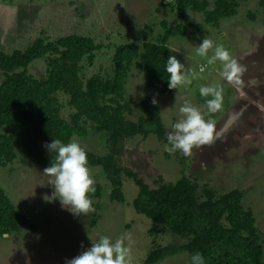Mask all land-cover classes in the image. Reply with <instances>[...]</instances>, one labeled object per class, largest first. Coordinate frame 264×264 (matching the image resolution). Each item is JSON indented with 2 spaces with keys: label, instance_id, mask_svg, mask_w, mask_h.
<instances>
[{
  "label": "rangeland",
  "instance_id": "374dc122",
  "mask_svg": "<svg viewBox=\"0 0 264 264\" xmlns=\"http://www.w3.org/2000/svg\"><path fill=\"white\" fill-rule=\"evenodd\" d=\"M172 1L0 0V51L24 50L42 33L50 39L79 34L91 37L96 44L103 46L93 67L85 66L84 77L96 73L110 75L114 46L140 45L142 33L147 34L148 41L156 42L164 34L162 21L172 26L203 24L202 14L189 11L184 14V20L179 21L169 7ZM238 2L236 16L222 20L218 28L204 25L201 31L188 29L185 37L170 38L167 42L169 56L175 55L194 74L189 76L190 84L179 86L169 95H148L145 78L135 67L132 69L134 77L126 83V98L133 102L144 101L146 97L157 100L155 106L165 131V141L157 140L153 135L146 138L135 136L109 147L107 134L90 132L83 138L73 137L71 142L96 156L116 150V162L135 173L137 179L150 189L174 183L183 176L197 185V196L201 198L205 189L219 195L232 189L239 190L243 193L242 205L252 209L264 250V93L258 90L254 91L258 94L250 96L242 86L229 83L220 75L221 62L209 63L215 47L223 46L241 65L243 62L245 65L261 63L262 67L250 72V82L264 83V58L261 55L264 52L263 9L259 0ZM249 14L255 19H249ZM202 38L211 40L214 45L206 56L197 54ZM28 71L41 78L45 75V64L36 61ZM2 79L0 71V82ZM201 86L223 90L219 111L209 112L206 100L212 97H201ZM247 96L258 108L256 113L251 109L249 115H245L243 99ZM59 99L64 105L61 116L68 120L70 109L63 96ZM185 104L198 109L206 121H213L217 132H226L219 137H215V133L210 145L193 148L189 156L180 151L170 153L166 142L173 124L184 118L180 108ZM229 109H234L244 123L227 128L231 119ZM139 116L140 113L134 110L127 118L135 122ZM243 126L253 129L247 127L243 130ZM47 167L31 160L22 162L18 157L12 164L0 168V187L20 214L34 226V229L25 228L20 233L0 238V264H65L66 259L76 257L91 247V241L95 242L101 236L109 237L112 242L122 239L129 249V264H142L148 249L176 247L182 243L181 238L163 227L159 233L150 234L151 221L138 215L131 206L139 193L133 179L121 176L125 202H112L109 199L110 184L101 167L88 166L95 183L102 187L101 196L96 198L91 193L93 210L76 216L62 208L58 200H45L53 195L52 178L43 174ZM92 220H96V224ZM187 263V254L179 253L165 257L157 264Z\"/></svg>",
  "mask_w": 264,
  "mask_h": 264
},
{
  "label": "trees",
  "instance_id": "16d2710c",
  "mask_svg": "<svg viewBox=\"0 0 264 264\" xmlns=\"http://www.w3.org/2000/svg\"><path fill=\"white\" fill-rule=\"evenodd\" d=\"M246 1V0H243ZM264 13V0H259ZM169 7L179 21L186 12L203 15V24L169 25L162 21V38L148 41L142 33V43L114 46L111 74L99 73L84 77L85 66L93 67L97 53L103 48L91 37L70 34L55 39L42 33L24 50L11 53L0 51V168H5L20 157L40 166H51L55 155L43 147L52 139L70 143L73 137L83 138L90 132L108 135V146L140 136L153 135L165 141L158 108L146 97L133 102L126 98L125 86L135 67L145 78L147 93L169 95L165 71L169 57L170 38L186 36L188 29L201 31L204 25L218 28L224 19L235 17L238 0H173ZM249 19L255 16L249 14ZM264 22V21H263ZM186 24V25H185ZM42 61L45 75L36 78L29 74V66ZM66 100L70 109L68 120L61 116ZM134 110L140 113L137 121L127 118ZM167 142V139H166ZM88 165L101 167L110 184L109 199L124 203L122 178L133 179L139 188L131 202L133 210L151 221L150 234L162 227L181 238L180 245L160 247L148 252L142 264H157L168 256L201 253L205 264H264L261 234L256 228L252 209L242 205L243 193L232 189L223 194L203 190L197 196V185L187 177L150 189L130 170L123 169L114 159L117 151L96 156L86 152ZM93 196H101L102 187L94 185ZM96 224V220H92ZM34 229L14 207L0 187V238Z\"/></svg>",
  "mask_w": 264,
  "mask_h": 264
},
{
  "label": "clouds",
  "instance_id": "9594fccd",
  "mask_svg": "<svg viewBox=\"0 0 264 264\" xmlns=\"http://www.w3.org/2000/svg\"><path fill=\"white\" fill-rule=\"evenodd\" d=\"M213 47L211 40L202 38L197 46V54L206 56L209 49ZM215 61L221 62L220 75L224 79L235 85L242 84V76L246 68L231 58L226 48L215 47V53L209 59V63ZM165 71L168 73L169 90L190 84L189 76H194L190 68L178 60L175 55L167 58ZM222 91L220 88L209 86L199 88L201 97H212L206 100L209 112L214 113L221 109ZM151 103L156 105L157 100L153 98ZM180 112L184 118L173 124L172 132L167 135V142L170 146L167 150L170 153L180 151L185 156H189L193 148L210 145L214 141L215 123L211 120L206 121L201 112L190 104L181 107ZM43 147L48 153L55 155L51 166L43 170V174L52 178L50 185L53 187V195L45 197V200L48 202L58 200L62 208L76 216L92 211L90 194L95 191L93 187L95 180L87 166V153L78 143L65 144L60 139H52ZM65 264H129V249L122 239L112 242L109 237L101 236L97 241H91V247L76 257L66 259ZM191 264H205L203 255L201 253L192 255Z\"/></svg>",
  "mask_w": 264,
  "mask_h": 264
},
{
  "label": "flooded vegetation",
  "instance_id": "af4514ba",
  "mask_svg": "<svg viewBox=\"0 0 264 264\" xmlns=\"http://www.w3.org/2000/svg\"><path fill=\"white\" fill-rule=\"evenodd\" d=\"M261 55H262V57L264 58V52H262L261 53ZM245 62H243V64L242 65H244V67L246 68V72L243 74V76H242V84L240 85V86H242L247 92H248V94L250 95V96H253L254 94L256 95V94H258V93H255L254 91H258V90H260V93H264V83L263 82H261V81H257V82H254V83H252V82H250V72L251 71H253V69H255V68H257V67H262L263 65L261 64V63H257V62H255V63H250V64H248V65H245L244 64ZM248 67H251L250 69L248 68ZM257 97V96H256ZM255 97V98H256ZM243 99V98H242ZM250 99L251 98H248V96H247V98H245V99H243V102H245L243 105L245 106V110H244V112H245V115H249V111L251 110V109H253V111L255 112V109H258L255 105L253 106L252 104H251V102L252 101H250ZM236 100H238V99H235V101ZM258 101H263V100H259L258 99ZM254 104V103H253ZM244 109V108H243ZM231 110H233V109H229V112L231 111ZM257 111V110H256ZM233 112V111H232ZM256 113V112H255ZM228 118V117H227ZM226 120L227 119H225L224 120V122L225 123H227L226 122ZM245 121V120H244ZM241 122H243V120H241ZM221 124H223V122L221 123ZM217 130V128H215V131ZM221 131V130H220ZM215 133H217V131L216 132H214V134ZM224 133H226V132H222V134H220L219 136H221V135H223ZM218 147H220V149H221V146H219V145H217ZM214 150H215V148H213ZM211 151H212V149H211ZM156 248V247H155ZM154 247H153V249H155ZM153 249H148L147 250V254H148V252H150L151 250H153Z\"/></svg>",
  "mask_w": 264,
  "mask_h": 264
},
{
  "label": "crops",
  "instance_id": "0c3cea01",
  "mask_svg": "<svg viewBox=\"0 0 264 264\" xmlns=\"http://www.w3.org/2000/svg\"><path fill=\"white\" fill-rule=\"evenodd\" d=\"M237 115V114H236ZM232 115V116H234L235 117V119L232 121V123H233V125L229 122L228 124H227V128H229L230 126H232V128L233 127H235V126H237V123H239L238 125H240L242 122H241V119L239 118L240 117V115ZM248 131H252L251 129H248ZM248 131H246L245 133H247Z\"/></svg>",
  "mask_w": 264,
  "mask_h": 264
},
{
  "label": "water",
  "instance_id": "95a60500",
  "mask_svg": "<svg viewBox=\"0 0 264 264\" xmlns=\"http://www.w3.org/2000/svg\"><path fill=\"white\" fill-rule=\"evenodd\" d=\"M232 114H234V112H233ZM230 116H231V114H230ZM227 123H228V122H227ZM227 123H226V124H227ZM243 123H244V122H243ZM243 127H244L243 130H245V129H246L247 127H249V126H246V127L243 126ZM249 128H251V127H249ZM251 129H253V128H251ZM222 132H225V131L217 132V134H216L215 137H219V135L222 134ZM249 133H250V132H249ZM215 137H214V139H215ZM3 236L6 237V236H8V235L5 234V235H3Z\"/></svg>",
  "mask_w": 264,
  "mask_h": 264
},
{
  "label": "bare ground",
  "instance_id": "6f19581e",
  "mask_svg": "<svg viewBox=\"0 0 264 264\" xmlns=\"http://www.w3.org/2000/svg\"><path fill=\"white\" fill-rule=\"evenodd\" d=\"M233 110H234V109H233ZM233 110H232V111H233ZM232 111L229 113V114H231V119H230L229 121H230V123L233 125L232 121L235 119V117L232 116V115H233L232 113L234 112V111H233V112H232ZM234 115H236V113H234ZM224 124H225V123H224ZM241 124H242V123H241ZM231 127H232V126H231ZM230 129H232V128H230ZM225 130H226V129H225Z\"/></svg>",
  "mask_w": 264,
  "mask_h": 264
}]
</instances>
